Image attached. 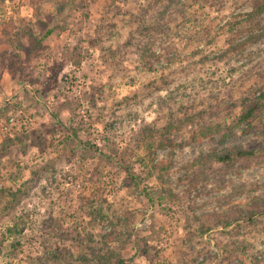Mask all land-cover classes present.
I'll return each instance as SVG.
<instances>
[{
  "label": "rangeland",
  "instance_id": "rangeland-1",
  "mask_svg": "<svg viewBox=\"0 0 264 264\" xmlns=\"http://www.w3.org/2000/svg\"><path fill=\"white\" fill-rule=\"evenodd\" d=\"M34 1L0 0V264H264V156L186 190L264 145V0Z\"/></svg>",
  "mask_w": 264,
  "mask_h": 264
},
{
  "label": "trees",
  "instance_id": "trees-1",
  "mask_svg": "<svg viewBox=\"0 0 264 264\" xmlns=\"http://www.w3.org/2000/svg\"><path fill=\"white\" fill-rule=\"evenodd\" d=\"M35 1L34 0H29V3L32 5ZM169 4L166 3L164 5H161L160 8L157 9V14L158 16H163L165 14H168L169 10ZM35 8V7H33ZM264 12V3L263 2H258L256 1L254 3V8L250 11L249 13V21L252 20H257L259 19V17L261 16V14ZM251 22V21H250ZM154 30H162V28H157L156 26L154 27ZM47 33V31H46ZM239 33H241V30H239ZM259 35L253 34L250 35V37H247L245 40H243L241 43H245V42H254L256 40H258ZM138 50L140 51V54L143 53L142 46L138 47ZM242 104V109L239 112V114L237 115L236 118V124H243L244 128L243 130L246 131L247 129L250 128L251 125V121L254 120L256 118V116L261 113V111L264 109V90L261 91L258 95H251L248 96L247 98L243 99L241 101ZM200 110V109H199ZM185 111H187L182 119L178 118L177 112L179 114V112H183V107L182 110H176L174 111V114L176 113V115H172L169 114V119H170V123L164 125L162 127V131H166V132H170L171 131V127L173 124V127L175 126V128H180L183 124H184V120L185 121H190L191 117L194 116L195 114H200L201 112H197V113H192V111H190L189 109H185ZM201 111H203L204 113L206 112V109L203 108L201 109ZM203 113V114H204ZM175 117V118H174ZM172 121V122H171ZM169 122V121H168ZM189 122V123H190ZM214 127H212L210 124H203L198 128L197 131V135L198 137H205L208 134H210L212 131L217 129H212ZM209 136V135H208ZM195 138V137H193ZM260 156H264V145L258 149V150H235V151H228L226 153L223 154H215V153H211V154H207V155H197L195 157V159L192 160L191 165H198L200 167H208V173L204 172L201 176V178H199L198 182H192L190 181V183L187 187L186 190L189 192L190 189H192V191H194V189H196V185L197 183H199L200 185H203L202 188H204L206 185V183L204 182H211L214 185H216L217 189H220L224 186V182H225V170L230 168L232 164L235 163H242L243 166H249L252 162H254L253 160L256 158H259ZM261 160V158H260ZM260 160H256L254 163H258L260 162ZM230 166V167H229ZM216 167V171H212L213 173L211 174L209 171H211L212 169H214ZM214 175V176H213ZM213 176V177H212ZM211 180V181H210ZM212 186V185H210ZM200 188V189H202ZM251 206L254 208V210H257V212L259 213V211L261 209L264 210V197L262 198H255L252 200L251 202ZM233 213H228L226 214V217L221 218L219 214H215L212 213L210 214L209 220H211V222H213L214 224H221V225H228L231 224L232 222H236L241 218V212L240 209H235L232 210ZM237 212V213H236ZM199 227L202 230L204 228L203 226V222H199ZM263 257V255H261ZM259 259H256L255 261H253L250 264H257ZM264 263V258L261 260Z\"/></svg>",
  "mask_w": 264,
  "mask_h": 264
}]
</instances>
